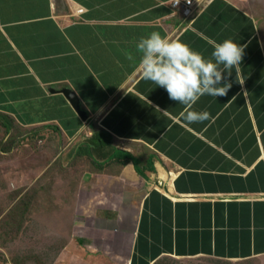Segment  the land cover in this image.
Listing matches in <instances>:
<instances>
[{"label": "crops", "instance_id": "1", "mask_svg": "<svg viewBox=\"0 0 264 264\" xmlns=\"http://www.w3.org/2000/svg\"><path fill=\"white\" fill-rule=\"evenodd\" d=\"M244 5L213 0L182 21L170 0H0V116L77 144L83 221L110 261L264 264V44ZM152 32L206 59L226 39L244 46L227 94L193 105L206 120L186 124L143 78L136 44Z\"/></svg>", "mask_w": 264, "mask_h": 264}, {"label": "rangeland", "instance_id": "2", "mask_svg": "<svg viewBox=\"0 0 264 264\" xmlns=\"http://www.w3.org/2000/svg\"><path fill=\"white\" fill-rule=\"evenodd\" d=\"M244 8L264 44V0H245ZM76 146L56 130H29L0 116V264H117L91 248L99 242L89 240L98 238L94 223L83 221L89 197L82 182L90 167H74L81 164ZM155 264L232 263L165 257Z\"/></svg>", "mask_w": 264, "mask_h": 264}, {"label": "clouds", "instance_id": "3", "mask_svg": "<svg viewBox=\"0 0 264 264\" xmlns=\"http://www.w3.org/2000/svg\"><path fill=\"white\" fill-rule=\"evenodd\" d=\"M136 48L141 54L138 67L143 78L164 88L169 99L185 106L179 118L186 124L208 118L206 111L192 110L193 105L204 95H226L232 87L226 75L235 72L236 79L238 74L242 76L240 69L244 46L231 39L216 43L211 59L204 58L187 44L170 40L158 32L142 37Z\"/></svg>", "mask_w": 264, "mask_h": 264}, {"label": "built area", "instance_id": "4", "mask_svg": "<svg viewBox=\"0 0 264 264\" xmlns=\"http://www.w3.org/2000/svg\"><path fill=\"white\" fill-rule=\"evenodd\" d=\"M211 1L213 0H170V6L173 14H177L182 21H188Z\"/></svg>", "mask_w": 264, "mask_h": 264}, {"label": "water", "instance_id": "5", "mask_svg": "<svg viewBox=\"0 0 264 264\" xmlns=\"http://www.w3.org/2000/svg\"><path fill=\"white\" fill-rule=\"evenodd\" d=\"M63 98L69 103L71 106L72 110L75 112V114L78 116V118L82 121L85 122L87 120L86 114L80 110L79 102L75 98V96L72 94L71 91L65 90L61 92Z\"/></svg>", "mask_w": 264, "mask_h": 264}, {"label": "trees", "instance_id": "6", "mask_svg": "<svg viewBox=\"0 0 264 264\" xmlns=\"http://www.w3.org/2000/svg\"><path fill=\"white\" fill-rule=\"evenodd\" d=\"M104 145V147L105 146H108L109 145V140H104V142H103V144H102V146ZM122 156H123V158L125 159V160H128V161H130L132 164H134L135 166H137V162L134 160V159H132L129 155H127V154H122ZM136 168V170L137 171H139V169H138V167H135Z\"/></svg>", "mask_w": 264, "mask_h": 264}]
</instances>
